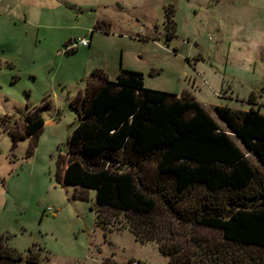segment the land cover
Segmentation results:
<instances>
[{"label": "rangeland", "instance_id": "obj_1", "mask_svg": "<svg viewBox=\"0 0 264 264\" xmlns=\"http://www.w3.org/2000/svg\"><path fill=\"white\" fill-rule=\"evenodd\" d=\"M169 7L174 25L167 37ZM97 21L101 26L93 27ZM82 36L88 43L74 42ZM119 65L138 69L145 86L189 90L245 153L227 175L221 162L208 161L207 145L194 167L173 162L189 148L187 140L169 145L160 162H169L177 189L191 178L240 184L253 164L264 171L214 109L252 104L264 112V0H0V123L21 130L28 109L47 100L28 154L30 135L12 144L0 126V236L19 250L42 245L45 264H97L105 256L167 263L154 241L134 239L111 212L109 222H95L94 188H86V198L75 196L72 184L54 176L76 122L70 99L84 90L93 68L113 79ZM251 90L253 103L246 98ZM218 137L212 132L218 140L212 153L220 157Z\"/></svg>", "mask_w": 264, "mask_h": 264}, {"label": "trees", "instance_id": "obj_2", "mask_svg": "<svg viewBox=\"0 0 264 264\" xmlns=\"http://www.w3.org/2000/svg\"><path fill=\"white\" fill-rule=\"evenodd\" d=\"M164 13L168 37L174 25L170 7ZM90 73L84 90L69 101L76 122L67 135L65 155L56 158L55 179L72 184V195L79 197L86 198V188H94L95 222H109L106 212H111L117 227L134 239L154 241L167 254L166 264H264V171L250 165L240 184L191 178L177 189L169 162H160L169 145L187 140L190 149L182 148L184 153L173 162L192 167L202 160L201 146L207 145L208 161L221 162L227 175L243 159L242 150L189 90L176 94L145 86L138 69L121 65L113 79L100 67ZM254 95L251 90L247 101L255 102ZM41 105L28 109L21 130L0 123L12 144L30 135L27 154L44 123ZM214 109L264 166V112L252 104L239 109L219 103ZM212 132L223 140L220 157L212 153L218 144ZM46 259L42 245L19 250L0 236V264H45ZM133 261L105 256L97 264Z\"/></svg>", "mask_w": 264, "mask_h": 264}, {"label": "built area", "instance_id": "obj_3", "mask_svg": "<svg viewBox=\"0 0 264 264\" xmlns=\"http://www.w3.org/2000/svg\"><path fill=\"white\" fill-rule=\"evenodd\" d=\"M88 40H89V39H87V37L82 36V37H80L79 39H77V40L74 41V42H78V43H81V44H86V43H88Z\"/></svg>", "mask_w": 264, "mask_h": 264}, {"label": "crops", "instance_id": "obj_4", "mask_svg": "<svg viewBox=\"0 0 264 264\" xmlns=\"http://www.w3.org/2000/svg\"><path fill=\"white\" fill-rule=\"evenodd\" d=\"M251 37V36H250ZM249 37V38H250ZM247 150V149H246ZM248 152H251V151H249V150H247ZM243 152V151H242ZM243 154H245V153H243ZM253 166H255V167H257V168H260L259 166H257V165H255V164H253ZM260 170H261V168H260Z\"/></svg>", "mask_w": 264, "mask_h": 264}, {"label": "water", "instance_id": "obj_5", "mask_svg": "<svg viewBox=\"0 0 264 264\" xmlns=\"http://www.w3.org/2000/svg\"><path fill=\"white\" fill-rule=\"evenodd\" d=\"M232 133H234L233 131H231ZM235 134V133H234ZM245 145V144H244ZM247 150H249L247 147H246V145L244 146ZM250 151V150H249Z\"/></svg>", "mask_w": 264, "mask_h": 264}]
</instances>
